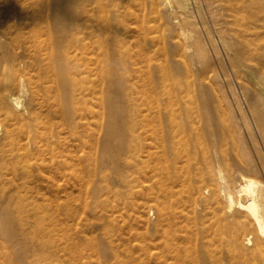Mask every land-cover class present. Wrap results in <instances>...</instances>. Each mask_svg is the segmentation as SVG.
Masks as SVG:
<instances>
[{
    "label": "bare ground",
    "instance_id": "1",
    "mask_svg": "<svg viewBox=\"0 0 264 264\" xmlns=\"http://www.w3.org/2000/svg\"><path fill=\"white\" fill-rule=\"evenodd\" d=\"M62 2L0 0L4 264L15 255L17 264H74L72 180L102 175L107 162L127 187H138L131 189L135 220L109 240L111 264H142L147 254L149 264H198L199 256L202 264H264V181L242 138L246 155L235 150L232 120L202 103L195 88L169 82L166 62L128 50L131 27L112 32L109 53L97 17L107 0ZM162 4L176 14L191 54L203 52L187 0ZM220 38L249 80L264 142V70L239 53L223 26ZM151 67L160 70L158 81L144 77ZM108 79L118 80L117 95L105 97ZM147 203L153 222L144 216Z\"/></svg>",
    "mask_w": 264,
    "mask_h": 264
},
{
    "label": "rangeland",
    "instance_id": "2",
    "mask_svg": "<svg viewBox=\"0 0 264 264\" xmlns=\"http://www.w3.org/2000/svg\"><path fill=\"white\" fill-rule=\"evenodd\" d=\"M227 1L187 0L188 11L196 24L203 50L194 54H191L192 48L188 49L186 46L187 39L176 21V14L171 7H164L162 0H107L105 12L98 13L97 17L104 25L109 53L112 51L110 43L112 32L116 30L124 32L125 27H131L125 33L127 38L125 46L128 50L137 52L143 49L149 53L153 62H166L170 74L169 82H180L183 86L195 88L202 103L206 102L207 106L219 109L225 117L232 120L233 128L230 135L232 134L236 141L235 150L239 151L242 157L246 155L238 143L239 138H242L247 154L255 167L257 166L255 177L264 181V142L251 112L246 92L249 80L244 73L235 68L220 38V27L223 26L239 53L264 70V0ZM116 8L125 10V15H121L120 18L114 17ZM242 37L248 41L249 47L243 46L240 42ZM186 63L189 64L190 71L187 70ZM108 67L110 63L106 65V68ZM144 74L146 79L158 81L160 70L151 67L150 70H145ZM117 81L116 79L112 82L109 79L105 81V97L109 94L117 95L120 86L117 85ZM23 99L25 100V96ZM224 171L227 172L226 169ZM72 182L74 220L71 240L76 258L74 264H111L114 259L109 240L111 236L116 237L118 229L128 220H135L132 211L136 206L131 195L132 190H137L138 187L134 186L135 184L127 187L119 179L118 169L112 168L108 162L103 166L102 175L83 181L73 179ZM144 208L145 218L153 222L156 219L155 209L148 203ZM3 241L4 238L0 234V264H4ZM7 246L15 251L14 244ZM201 249L198 242V254H201ZM201 260L203 261L201 256L197 257L196 263L202 264ZM142 261V264H149L151 259L147 254ZM17 262L15 255L14 264ZM223 264L230 262L225 259Z\"/></svg>",
    "mask_w": 264,
    "mask_h": 264
}]
</instances>
